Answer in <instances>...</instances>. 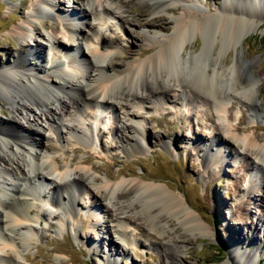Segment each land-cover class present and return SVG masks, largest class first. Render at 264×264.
<instances>
[{"label":"bare ground","instance_id":"bare-ground-1","mask_svg":"<svg viewBox=\"0 0 264 264\" xmlns=\"http://www.w3.org/2000/svg\"><path fill=\"white\" fill-rule=\"evenodd\" d=\"M133 1L77 0L83 12L79 16L60 13V0H32L21 22L11 28L13 37L32 39L36 48L16 50V55L8 52L7 63L0 66V107L7 105L12 112L8 119L0 117V264L30 260L27 252L46 227L76 233L82 224L78 200L85 202L91 228L105 220L107 241L113 246L119 241L125 256L127 247L135 245L127 228L142 223L162 239L164 246L158 249L163 264L183 260L185 239L167 229L173 219L189 232L214 235L204 217L168 185L142 178L119 180L111 171V176L97 177L93 166L77 165L72 152L83 146L105 154L116 149L131 155L146 151L150 140L144 113L166 108L190 113L195 108L203 112L198 107L212 110L213 141L205 145L198 139L192 146L203 152L205 172H212L214 166L221 169L227 156L236 153L235 143L244 146L250 169H264L262 138L236 132L240 127L233 128L232 120L240 118L230 110L234 99L248 100L251 109L259 105L258 85L264 84V70L259 75L250 72L261 59L237 55L230 65L223 59L261 26L264 0H225L216 11L203 9L193 0H148L144 6L153 14H173L168 22L159 15L148 21L129 19L119 10ZM48 14L57 17L53 24L45 20ZM42 22L50 30L48 46L40 39ZM130 26L170 33L142 37L145 44L139 55L130 58L112 35L113 27L126 32ZM199 36L203 42L197 41L196 49L188 52L191 40ZM74 43L79 46L74 48ZM47 48L64 57L48 58ZM31 59L38 63L30 65ZM163 145L173 154L169 142ZM228 146L233 149L225 150ZM252 154L259 161H250ZM262 182L253 172L250 188L261 190ZM251 193L246 191L249 203L255 199ZM237 220L247 222L243 216ZM111 252L108 259L114 256ZM231 253L234 257L228 264H255V253L243 246Z\"/></svg>","mask_w":264,"mask_h":264},{"label":"rangeland","instance_id":"rangeland-1","mask_svg":"<svg viewBox=\"0 0 264 264\" xmlns=\"http://www.w3.org/2000/svg\"><path fill=\"white\" fill-rule=\"evenodd\" d=\"M87 2L88 0L85 3ZM148 2V0H134L129 7H121L119 11L136 21H148L158 15L165 17V21L172 20L173 14L169 12L153 14L148 7H145ZM193 2L203 9L216 11L222 7L225 0H193ZM59 3L62 8L60 13L83 15L77 0H60ZM180 5L182 2L178 3V6ZM31 6L32 0H0V66L7 63L8 52L16 55V50L33 51V48H36L32 39L21 41L10 34L11 28L21 22L23 15ZM48 15L45 20L53 24L57 17ZM116 20L114 18L112 22H117ZM41 27L43 30L42 37L40 36L41 42L48 46L47 33L50 30L45 29L44 22ZM113 30L115 33L112 35L117 44L130 53V58L139 55L138 52L145 44L142 37L170 33L160 28L138 26L133 28L130 26L126 32L122 31L121 27L117 29L113 27ZM197 41L202 43V37L191 40L188 52L196 49ZM63 42L62 44L66 45V41ZM77 46L79 45L74 43V48ZM49 48L46 49L48 58L57 60L59 57H64L62 54L56 55ZM237 50L232 48L223 57L229 65L237 55L244 60L259 57L261 62L253 66L250 73L259 75L264 70V21L258 30L245 40L244 45L237 46ZM151 52L153 49L147 54ZM121 61L127 60L122 58ZM28 62L32 66L38 63L36 59ZM258 86L259 105L256 108L251 109L248 100L234 99L230 110L237 113L240 118L232 120L233 128L240 127L239 131L235 129L234 131L240 135H256L261 137L264 143V105H260V103L264 104V84L259 82ZM198 110L203 112L197 113L196 108L191 113L185 112L183 108L182 112L166 108L150 114L144 113L143 116L147 119L146 138L150 140V147L136 155L126 154L122 149L105 154L101 150L84 148V146L72 154L78 160L77 165L93 166L92 172L97 177L111 176L109 172L111 171L118 175L119 180L142 178L146 182L168 185L204 217L214 231L213 236L189 232L174 219L168 223L171 227L167 225V229L173 236L185 239L181 244L184 253L181 254L183 260L180 264H228L230 256H233L231 249L236 246H243L253 251L256 256L255 264H264V169L261 167L250 169L251 163L248 164L243 157L244 146L235 143L232 147L236 153L227 156L226 163L221 169L214 166L212 172H205L202 163L203 152L194 150L192 146L198 139L205 145L213 141L216 130L212 124L216 118L212 115V110L206 111L204 107H198ZM108 115L111 117L112 112ZM10 116L12 112L7 105L0 107L1 118L8 119ZM21 123L25 124V121ZM163 142L171 144L173 154L165 149ZM232 147L228 146L225 150L229 151L233 149ZM82 158L88 159V163L79 162L83 160ZM250 161L257 162L259 159L256 154H252ZM75 165H72V168ZM253 172L258 174L261 182L263 181L261 190L250 188ZM248 190L252 191V198L255 197L251 203L247 199ZM84 203V200L77 202L81 208L79 215L82 224L76 233L69 230L60 233L55 227H46V231L40 234L36 244L27 252L30 260H24V264H163V253L158 247H163L164 243L150 226L142 223L137 228L135 226L127 228V233L135 245L127 247L125 256L121 252L119 241L114 246L110 240L107 241L108 227L105 220L97 221V227L91 228V222L85 218L89 211ZM96 207L98 208V205ZM240 216L246 219L245 224L238 223L237 218ZM113 236L118 239L116 234ZM109 251L114 255L112 259L107 258ZM117 257L118 261L115 259Z\"/></svg>","mask_w":264,"mask_h":264}]
</instances>
